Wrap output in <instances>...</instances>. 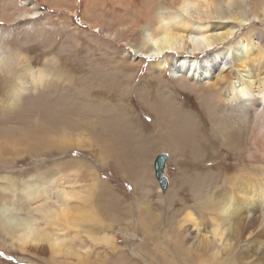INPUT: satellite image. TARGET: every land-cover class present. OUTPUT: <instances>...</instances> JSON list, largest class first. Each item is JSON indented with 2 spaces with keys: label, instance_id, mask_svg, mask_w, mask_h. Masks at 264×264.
I'll return each mask as SVG.
<instances>
[{
  "label": "rangeland",
  "instance_id": "obj_1",
  "mask_svg": "<svg viewBox=\"0 0 264 264\" xmlns=\"http://www.w3.org/2000/svg\"><path fill=\"white\" fill-rule=\"evenodd\" d=\"M70 1L82 2L0 0V47H6L7 51L8 47H14L22 52L26 48L28 55L40 64H44L45 59L52 54H57L60 63L68 66L44 84L34 85L31 79H27L24 82L26 107L8 119L0 120V126L6 128L0 132V137L15 135L0 139V144L9 147L7 154L4 152L7 162L0 161V178L6 176L16 181L14 188L1 181L0 199L7 202L9 210H12L10 206H14L23 218L31 219L41 232L53 235L57 234L59 226H54L46 212L54 205L55 195L60 188L68 189L72 194L81 192L83 203L91 199L96 206H108V194L97 196L98 185L94 181L97 176L122 198L109 215L121 222L113 230L105 231L110 237L119 238L116 248L119 251L104 241L90 239L84 232L74 236L73 230H69L60 234L72 236L75 247H89L86 257L81 259L66 254L55 256L47 245L23 246L17 240L18 235L11 233L0 221V264H177L175 255L179 262L195 264L201 258L197 255L201 251H205L202 258L205 261L208 259L209 264H225L228 254L222 248V243H219L223 252L219 259L213 247L201 249L195 245L207 239L204 237L207 236L204 235L205 230L212 224L208 217L214 215H207L210 211L199 205L197 197H191L189 190L193 193L192 189L198 186L209 190L212 178L216 179L218 193L222 192L221 189L233 186L221 182L218 169L225 173L228 171L227 176L230 177V173L237 170L230 163L236 164V161L228 157V151L224 149L217 161L196 164L202 161L205 149L210 150L211 145L203 142L206 140L204 137L193 134L188 123L187 130L196 139L191 160L182 155L185 154L184 145L179 148V154L170 150L171 139H157L152 135L157 129L156 111L149 108L143 96L151 99L152 90L161 81L159 76L155 77L149 71L154 60L147 56L136 58L137 50L129 45L140 44L141 28L134 26L129 30L123 27L137 21L143 25L141 13H138L142 0H137L131 10L124 0L123 8L112 0H104L105 11L95 16H89L82 5L75 12H70L66 7ZM101 5H97L94 11H100ZM34 7L42 14L38 19L17 22L11 19L12 14L25 9L34 10ZM120 21L124 24L118 25V30L124 29L125 33L120 35L121 40L107 32L108 24L109 29H112ZM255 31L264 34V22L252 23L238 30L234 40L243 39ZM35 35L40 38L36 39ZM161 73L166 75L160 76L162 81L165 80L166 87H174L171 85L170 67ZM67 76H72L73 80L68 81L65 78ZM63 87L70 88V93H66ZM176 100L186 102L198 112L202 109L199 100L184 89L179 90ZM114 103L118 104L119 113H114ZM39 118L41 124L36 121ZM69 119L72 124L67 127L68 131L71 128L67 137L74 134L78 138L69 143L63 139L56 141L53 136L60 128L67 126ZM116 127L120 129L117 134ZM210 127L207 120L201 122V128L207 133ZM32 132L35 137L30 135ZM46 135L51 136L45 140L43 137ZM114 135L116 140L120 138L118 150L111 144ZM33 138L40 139L39 143ZM3 146L0 145V148ZM161 152L170 156L167 160L169 181L165 190L154 168L155 159ZM3 156L0 152V157ZM218 161L220 166L215 169L216 173L208 171L212 170L211 164ZM256 163L246 162L243 166L253 168ZM254 172H258L259 176L264 173L257 169ZM31 184L38 185L35 191L32 187L28 189ZM144 193L148 197L143 200L151 198V208L158 210L155 215L148 213V208L137 206L138 196ZM209 195L207 192L205 197ZM128 207L131 212H120ZM190 211L199 219V230L191 228L187 222ZM149 231H154V234L147 235ZM196 233L198 235H194ZM208 236L211 237V233ZM150 241L159 249L157 253L151 252ZM167 246L177 249L171 250Z\"/></svg>",
  "mask_w": 264,
  "mask_h": 264
},
{
  "label": "bare ground",
  "instance_id": "obj_2",
  "mask_svg": "<svg viewBox=\"0 0 264 264\" xmlns=\"http://www.w3.org/2000/svg\"><path fill=\"white\" fill-rule=\"evenodd\" d=\"M112 1L120 8L125 7L123 0ZM136 1L124 0L129 10L133 9ZM81 3L70 1L66 7L70 12H75L79 5H82L87 9L89 16L105 11L104 0H82ZM100 3L101 10L94 11ZM33 9L16 12L12 14L11 19L15 22L36 20L42 14L40 15L36 7ZM138 13H141L143 25L139 21L123 25L124 22L120 21L116 22L112 29H109L108 24L107 32L120 39L122 38L120 35L123 36L125 33L124 29L118 30V25H123L129 30L137 26L142 30L140 44L129 45L137 50L136 58L147 56L154 60L151 61L152 66L149 71L155 77L159 76L161 81L160 85L152 90L151 99L143 96L149 108L156 111L157 129L152 135L157 139H171L170 150L179 154V148L184 145L185 154L182 155L188 160L193 158L196 142L191 132L204 137L206 140L203 142L211 145V149H205L202 161L195 162L199 165L202 162L217 161L224 149H227L228 157H233L236 161V164L230 163L232 168L235 166L237 169L236 172L230 173L232 175L230 177L227 176L228 171L225 173L218 169L221 182L233 186L222 187L224 189L218 193L216 179L212 178L213 180L209 182L211 184L209 190L201 189V186L193 188V193L189 190L191 197L196 196L198 204L210 211L207 215H214L208 217L212 224L208 230H205L204 235L207 236L204 237L207 239L203 240L206 241L200 239L201 241L196 242L195 245L201 249L213 247L216 255L219 256L217 259L222 258V248H224L228 254L225 264H264V173L259 176L258 172H254L255 169L264 171V34L255 31L243 39L234 40L238 30L252 23L264 22V0H142ZM201 37L204 39H200ZM35 38L38 39L40 36L35 35ZM214 46L216 48L211 49ZM25 49L22 52L18 48L8 47L7 51L6 47H0V120L8 119L18 110L26 107L24 82L27 79H31L34 85L44 84L51 76L60 74V70L68 67L60 63L57 54H52L45 59L44 64H40L33 56H29ZM28 51L30 52L29 49ZM169 67L171 85L174 87H166L165 80H161V77L166 76L161 72L168 71ZM65 78L68 81L73 80L72 76ZM49 88L51 89V86ZM183 89L193 94L197 101L199 100L202 106L199 112L189 107L186 102L176 100L179 90ZM65 92L70 93V88L65 89ZM189 97L193 96L189 95ZM112 108L114 113L120 112L117 103H114ZM40 119L36 120L39 124H41ZM205 120L211 125L209 133L201 128V122ZM117 123L115 121L116 126ZM187 123L191 132L186 128ZM71 124L69 119L67 126L60 128L53 136L54 139L56 141L63 139L67 143L72 139L76 140L78 137L74 134L67 137V133L71 130L70 128L68 131L67 127ZM5 129L0 126V132ZM119 130L117 129L115 134ZM34 134L32 132L30 135L34 136ZM12 135L6 134L0 139H7ZM47 136L43 138L47 140L51 135ZM114 136L111 144L118 150L120 138L116 140V135ZM34 140L39 143L40 139ZM2 144L4 146L0 148V152L4 156L0 157V161L7 162L4 152L7 154L9 147ZM246 162L257 163L253 168H249L248 165L243 166ZM219 166V161L213 163L212 170L208 171L216 173L215 169ZM167 168L168 163L164 172L165 177H168ZM2 180L12 185L11 188L16 185L15 178L4 176L0 178V186ZM94 181L98 185L97 196L108 194V206L106 208L96 206L91 199L83 203L84 197L81 192L72 194L68 189L60 188L55 195L54 205L46 212L54 226H59L57 234L49 235L41 232L31 219L23 218L14 206L9 205L12 209L9 210L4 199H0V221L5 228L11 230V233L18 235L17 240L23 246L47 245L55 256L66 254L81 259L86 257L89 247H75L72 236L60 234L69 230H73L74 236L84 232L96 242L104 241L106 245H112L116 251L119 238L113 235L110 237L105 231L113 230L114 226L121 222L109 215L114 212L112 210L116 209L122 198L99 177L95 176ZM36 186L31 184L28 189L32 187L35 191ZM207 192L210 195L205 197ZM145 193L141 197L138 196L137 206L148 208V213L152 212L155 215L158 210L151 208V198L143 200L144 197H148ZM128 211H132L130 207L120 212ZM198 221L195 213L190 211L187 222L192 226L191 228L199 230ZM96 225L100 226L94 227ZM208 233H211V237ZM153 234L154 231L147 233V235ZM219 243H222V248ZM153 244L150 241L151 252L157 253L159 249ZM175 249L177 248L171 250ZM204 252L197 253L201 258L195 264H209L208 259L205 261L202 258ZM174 261L177 264L189 262H179L177 255Z\"/></svg>",
  "mask_w": 264,
  "mask_h": 264
},
{
  "label": "water",
  "instance_id": "obj_3",
  "mask_svg": "<svg viewBox=\"0 0 264 264\" xmlns=\"http://www.w3.org/2000/svg\"><path fill=\"white\" fill-rule=\"evenodd\" d=\"M168 154L165 152H161L157 155L154 163V168L156 171V176L162 185V188L165 190L168 186L167 177H165L164 172L167 165Z\"/></svg>",
  "mask_w": 264,
  "mask_h": 264
},
{
  "label": "snow or ice",
  "instance_id": "obj_4",
  "mask_svg": "<svg viewBox=\"0 0 264 264\" xmlns=\"http://www.w3.org/2000/svg\"><path fill=\"white\" fill-rule=\"evenodd\" d=\"M200 39H204L203 37H201Z\"/></svg>",
  "mask_w": 264,
  "mask_h": 264
}]
</instances>
